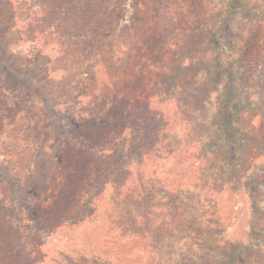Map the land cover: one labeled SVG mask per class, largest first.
I'll list each match as a JSON object with an SVG mask.
<instances>
[{
  "label": "rangeland",
  "instance_id": "obj_1",
  "mask_svg": "<svg viewBox=\"0 0 264 264\" xmlns=\"http://www.w3.org/2000/svg\"><path fill=\"white\" fill-rule=\"evenodd\" d=\"M73 42L84 54L63 59ZM180 69L194 70L192 84H175ZM263 70L264 0H0V170L30 175L35 225L22 230L23 217L0 196V264H113L86 250L110 228L147 235L145 264H264V183L256 177L264 156L253 151L247 192L234 195L239 180L221 172L235 149H207L230 88L241 94L227 121L264 137ZM52 80L56 91L71 83L62 103L49 93ZM191 94L199 100L186 115ZM148 99L164 114L155 123L166 141L143 170L134 146ZM200 150L202 168L175 197L183 226L162 239L175 204L169 181ZM121 167L140 178L136 204L116 198Z\"/></svg>",
  "mask_w": 264,
  "mask_h": 264
},
{
  "label": "trees",
  "instance_id": "obj_2",
  "mask_svg": "<svg viewBox=\"0 0 264 264\" xmlns=\"http://www.w3.org/2000/svg\"><path fill=\"white\" fill-rule=\"evenodd\" d=\"M88 40L91 41L89 37ZM64 51L63 59L66 58V55L73 57L80 54L82 55L84 54L85 49L79 48L78 42H73L70 43L68 47L64 49ZM180 70V72H172L171 74L175 84H181L183 86L192 84L196 75L194 70ZM72 77V75L68 74L67 79H72ZM71 79L70 82L72 81ZM66 81L67 80L64 82L61 81L60 85L58 86V91H56V88L53 85L54 82L56 83L55 80H52L51 84H49V93L55 97L56 103H62L65 96L69 92L71 83H66ZM233 84H235V82ZM261 86L262 93L264 95V70L261 76ZM227 92L228 94L225 95V98H228V102H220L219 112L216 116L217 122L221 123V125L218 127V132L213 138L214 141L207 147V149L208 153H212L213 151L220 150L227 144L232 145V147L235 149V158L231 160H229V158L223 159L224 171L221 172V176L232 177L235 175V178H237L239 181L235 185L233 193L234 195H244V193L247 192V184L243 180V175L248 168H246V165L251 162V156L255 149H258L261 155L264 156V137L260 136V134L254 130H248V128H245L236 120L235 123H233L231 120L227 121L228 116L224 115V112L232 107V105H235L234 103L240 97L241 91L237 90V92L235 91L234 93L230 88ZM198 100L199 99L197 96L191 94L187 101L184 102V113L186 115L190 114L191 112L193 113L194 105L197 104ZM229 114L230 113H228V115ZM138 115V124H140L142 128L144 136L139 140L138 143L135 144L134 152L139 160L138 167L142 168L143 170H149L153 165H156V162L160 157V147L166 141V137L164 136L163 132L164 128L160 127L158 123H155V119L158 117V115L163 117L164 114L161 112L160 108L153 105L152 99H148L140 106ZM178 115L179 114L176 113V117H179ZM230 115L233 116V113ZM185 119L188 120L187 117H184L182 120ZM224 121H227L226 125H223ZM233 128L235 129L233 130ZM75 143L80 144V138H76ZM207 149L204 148V151H207ZM97 154L100 155L99 153ZM178 155L184 156V153L179 152ZM188 157L192 158V162H189V164L185 166L182 165V167L178 169L177 172H174L173 178L169 181V184H171L172 187H170L168 190L167 196L170 195V200H174L175 204H173V213H169L168 215L167 223L169 225L163 224V227H161L165 228V230L161 227L158 230L157 236H160L162 239L168 237L171 238L173 234L176 233L177 229L180 226H183V215L180 214L181 205L176 203L175 200L177 198L175 197H177L176 195H178V191L181 189V186L184 184V182H186L187 177L190 178L192 176H197L200 169L202 168V163H204L205 153L200 150L196 154L191 153V155H188ZM105 161L107 166L111 168V159H107ZM9 164L12 166V161ZM0 171L3 175V177L0 178V196L4 197L7 202H10L11 205L15 207L18 215L23 217V219L19 222V227L25 231H32L35 225L31 221L28 211V204L34 203V198L32 197L31 193H29L30 175L19 174L16 168L14 171H11L2 167ZM116 171L115 184L117 189V200H125L128 205H132L133 203L136 204L141 195L144 194V189L140 184V178L136 176L133 170L130 168L121 167L116 169ZM256 175L260 183H264V171ZM167 179L168 178H166V180ZM10 182H13L14 184L12 185ZM111 233H113V230L110 228V231L106 233L105 238L96 241L95 244L88 247L86 250L95 253L98 252L99 254L107 256L110 259L114 257L115 260H113V264H145L143 261V256L140 255V252L144 253V251H146L150 245L147 235L143 233H137L136 236H130L123 232L118 235H113ZM72 261H70V264H73Z\"/></svg>",
  "mask_w": 264,
  "mask_h": 264
}]
</instances>
